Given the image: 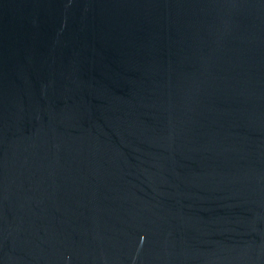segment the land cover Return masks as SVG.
<instances>
[{"label": "water", "instance_id": "obj_1", "mask_svg": "<svg viewBox=\"0 0 264 264\" xmlns=\"http://www.w3.org/2000/svg\"><path fill=\"white\" fill-rule=\"evenodd\" d=\"M0 264H264V0H0Z\"/></svg>", "mask_w": 264, "mask_h": 264}]
</instances>
